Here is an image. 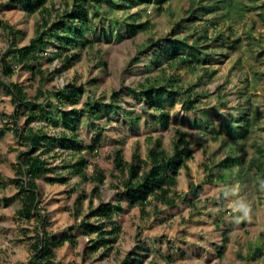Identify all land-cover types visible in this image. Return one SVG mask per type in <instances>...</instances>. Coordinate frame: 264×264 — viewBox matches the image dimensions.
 <instances>
[{"label": "rangeland", "instance_id": "1", "mask_svg": "<svg viewBox=\"0 0 264 264\" xmlns=\"http://www.w3.org/2000/svg\"><path fill=\"white\" fill-rule=\"evenodd\" d=\"M74 4V0H57L48 6H55L53 17L57 20V11L64 13ZM212 5L221 9H213ZM86 6L92 26L87 36L94 43L71 51L80 57L70 68L57 73L62 60L55 56L57 50L48 45L49 55L41 63L43 81L20 67L12 77L3 78L7 83L25 86L30 98L69 83L86 86L73 109L82 108L90 97L114 101L117 92L127 112L109 113L95 122L81 119L79 131L85 145L82 156L90 162L88 181L70 176L68 170L62 171L71 177L65 184H50L45 177L38 180L39 207L41 215L47 216L44 230L52 241L63 242L53 248L56 261L124 264L136 250L143 260L136 264H264V255L254 258L256 248H264V0H238L239 13L227 16L226 4L219 0H140L138 5L125 8L103 3L100 13L95 3ZM133 14L138 15V24L149 22L148 31L137 35L127 31L125 24ZM38 23L43 24L39 11L27 13L12 0H0V73L1 59L10 47L9 32L2 24L23 32L18 41L23 48L36 37ZM204 34L210 40L199 46L201 54L179 51L194 62V69L170 66L167 57L151 42L184 39L193 44L196 36ZM156 55L162 56L160 65L153 59ZM104 64L106 75L101 70ZM175 74L176 86L192 88L193 95L200 96V103L196 110L186 111L183 99L164 96L170 124L163 127L159 112L135 96L133 90L147 79L168 82ZM95 79L99 85L90 86L88 83ZM16 111L12 96L0 89V264H28L34 257V238L37 234L43 236L39 219L27 221L20 216L22 202L15 184V166L24 147L9 130ZM27 118L23 109L19 124L25 126ZM133 118L140 119L137 125L132 123ZM243 121L252 125L245 143L230 134ZM95 126L102 129L98 140L93 139ZM177 131L188 134L192 141L193 157L187 164L203 193L190 191V179L182 169L176 189L181 196L176 207L156 204L151 199L144 216L139 207L129 208L124 201V211L115 216L122 227L116 242L109 251L100 248L91 253L92 240L97 237L85 235L81 225L92 208L102 202L117 203L122 191L115 166L117 150L123 151L128 163L136 151L146 160L151 140L161 138L172 155ZM238 143L242 146L241 165L231 173L225 170L227 179L208 183L206 166H213L211 173L224 172L219 165L231 156ZM92 145L96 148L93 153L88 150ZM69 158L65 154L63 159ZM63 159L51 162L60 166ZM97 172L104 176L102 184L95 180ZM238 172H242L239 179ZM79 198L84 199L78 216ZM225 235L228 242L222 249Z\"/></svg>", "mask_w": 264, "mask_h": 264}, {"label": "trees", "instance_id": "2", "mask_svg": "<svg viewBox=\"0 0 264 264\" xmlns=\"http://www.w3.org/2000/svg\"><path fill=\"white\" fill-rule=\"evenodd\" d=\"M57 0H12L15 5H20L27 13L39 11L42 16V22L38 23L37 35L27 47H19V38L23 35L21 30L8 24H2L9 32L10 47L1 59L0 89L7 95L12 96L13 103L17 106V111L12 116V130L19 141V145L24 147L18 156V163L15 166L16 180L15 184L20 190L22 209L20 216L31 221L33 218L39 219L42 226L43 236L37 234L35 242L32 244L34 252L33 259L28 264H64L56 261V253L53 248L63 244L52 241L51 236L44 230L47 216L41 215L42 208L39 207V185L38 180L47 178L50 184L67 183L71 175L80 176L82 180L88 181L90 178L87 168L90 162L82 156L85 149L84 142L80 134V122L83 117L87 121L95 122L102 119L109 113L124 114L127 112L120 104L115 93L114 101L102 102L93 97L88 98L87 102L80 109L72 108L77 105L83 96L86 86H78L75 83H69L62 89H55L48 93H40L34 97L26 93V87L21 84L7 83L3 78L12 77L16 68L20 67L29 70L32 75L39 77L42 81L45 78V71L41 68V63L47 58L48 45L57 50L55 56L62 60L61 66L57 71L62 74L63 71L70 68L79 60V53H71L79 45H92L94 41L88 39V34L92 32L91 21L89 20V10L86 3H95L97 12L103 9V3L120 8L132 7L138 5L140 0H74L72 9L64 13L57 11L58 19L55 20L53 12L55 6L49 7L48 3ZM225 3V9L228 11L224 16L238 14V0H219V3ZM118 4V5H117ZM213 9H221L218 5H212ZM224 11V10H221ZM194 11H191L193 14ZM241 13V12H240ZM243 15V14H242ZM223 16V17H224ZM198 19V17H195ZM138 15L130 16L125 26L131 35H137L139 32H146L149 29V22L138 24ZM97 39V36H96ZM209 35L196 36L195 42L190 44L187 40L168 39L166 43H158L151 40L154 47H158L162 56L167 57V63L172 66L194 69V62L188 57L182 55L181 49L187 50L191 54H201L199 46L204 41H209ZM162 56H154L156 64L160 65ZM33 63H37L34 66ZM102 73L106 75V65L101 66ZM178 76L175 74L168 82L166 80L147 79L144 84L139 86L138 90H133L137 97H141L147 102L151 109L159 112L163 127L169 126V112L165 109L163 97L169 99H183L184 109L193 111L198 108L200 96L193 95L192 88L183 90V87H177ZM202 80V78H201ZM90 86L99 85V80L95 79L88 83ZM116 98V99H115ZM120 99V98H119ZM71 107V108H69ZM23 109H26L28 116L25 126L19 124V117ZM132 123L137 125L139 118H133ZM251 123L243 121L239 128L231 129L230 134L236 135L239 141L245 143L250 137ZM94 140H98L102 129L94 128ZM152 146L148 151V158L144 160L139 151L133 156V161L128 163L124 159L123 151L117 150L115 166L121 176L122 191L118 194L116 202H102L98 208H92L90 213L84 218L82 228L85 235H96L92 240L90 252L96 253L100 248L106 251L117 240L122 227L115 219L124 211L123 202L128 203L129 208L139 207L142 215L147 214V207L151 199L156 204L168 207H176L180 194L176 191L179 185V176L182 169L187 171L190 179V191L201 195L203 187L197 185L192 177L191 170L187 161L193 157V148L188 134L177 131V139L173 144V154H168L161 138L152 139ZM239 147V148H238ZM242 146L238 143L232 150L231 156L224 160L219 167L220 174L211 173L213 166H206L208 171V183H214L217 179L225 180L228 178L225 170H230L241 165L242 156H240ZM92 153L96 151L95 146H88ZM70 155L68 160L63 159ZM79 156V157H78ZM74 158H78L74 161ZM55 159H63V164L53 166ZM68 170V177L62 174V171ZM242 176V172L237 173V177ZM95 180L103 183L104 176L97 172ZM99 184V185H100ZM99 188H96V191ZM83 199L79 198L76 209L79 216L83 207ZM96 219L94 222L92 220ZM228 238L224 237L223 248H226ZM74 243V240H72ZM89 254V253H88ZM254 258L264 255V248L258 247L254 251ZM133 259V261H131ZM140 263V255L134 250L124 264Z\"/></svg>", "mask_w": 264, "mask_h": 264}, {"label": "crops", "instance_id": "3", "mask_svg": "<svg viewBox=\"0 0 264 264\" xmlns=\"http://www.w3.org/2000/svg\"><path fill=\"white\" fill-rule=\"evenodd\" d=\"M180 177V176H179ZM170 259V258H169Z\"/></svg>", "mask_w": 264, "mask_h": 264}]
</instances>
